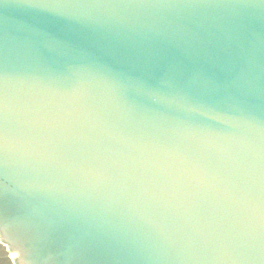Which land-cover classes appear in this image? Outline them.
Instances as JSON below:
<instances>
[{
  "label": "snow or ice",
  "instance_id": "obj_1",
  "mask_svg": "<svg viewBox=\"0 0 264 264\" xmlns=\"http://www.w3.org/2000/svg\"><path fill=\"white\" fill-rule=\"evenodd\" d=\"M26 2L50 6L45 0ZM55 6L140 13L247 7L249 0H70ZM64 20L93 37L91 60L102 71L84 75L67 69L64 50H77L78 45L56 33L51 34L49 46L39 53L32 51L39 58L58 61L56 67L47 74L21 71L22 53L10 50L7 35L0 33V234L29 264H142L144 259L151 264H264V116L257 119L252 113L257 100L264 104V93L257 97L246 78L226 73L186 87L177 69L163 62L174 44L132 39L141 34L128 17ZM164 77L169 87L177 89L169 98L173 103H187L205 90L229 95L239 106L243 115L236 119L214 106L212 95L209 102L192 106V111L213 122L196 124L193 131L219 140L214 150L203 152L199 145H179L121 129L122 113L136 114L145 109L146 101L161 99L169 88L160 84ZM106 141L125 149L117 153L119 160L101 162L94 155L93 149H105ZM161 153L184 158L204 155L209 162L226 166L235 179L237 199L245 204V231L165 242L164 256L82 234V217L72 203L82 175H95L97 165L103 163L112 173L126 172L130 191L145 184L165 191L176 169L173 161L166 164L168 174H160L165 166ZM19 172L23 179L17 184ZM19 191L26 196L20 197Z\"/></svg>",
  "mask_w": 264,
  "mask_h": 264
},
{
  "label": "water",
  "instance_id": "obj_2",
  "mask_svg": "<svg viewBox=\"0 0 264 264\" xmlns=\"http://www.w3.org/2000/svg\"><path fill=\"white\" fill-rule=\"evenodd\" d=\"M68 2L45 0L50 6L33 7L26 0H0V33L7 35L10 50L22 53L19 70L51 72L58 61L39 58L32 51L41 52L51 44V34L56 33L78 45L77 50H64L67 69L84 75L102 71L91 60L93 37L79 32L64 18L79 16L103 21L121 16L130 18L141 34L132 39L174 44L165 52L163 62L177 69L186 87L203 77L226 73L246 78L257 97L264 93V3L261 0H249L247 7L153 9L140 13L55 6ZM160 84L169 87L170 81L164 77ZM176 91L174 87L166 88L160 100L154 97L155 103L146 101L148 105L143 111L122 113L121 129L131 135L168 139L179 145H199L203 152H208L220 141L194 134L196 124L213 122L192 111V106L209 102L208 95H212L211 102L227 117L236 119L243 115L229 95L201 90L187 103H173L169 98ZM252 113L257 119L264 116V104L257 100ZM123 151L111 141L105 142V149H93L101 162L119 160L117 153ZM160 161L165 165L159 170L161 175L168 174L167 163L175 162L176 175L171 177L165 191L151 184L130 191L126 172L112 173L103 163L97 165L95 175H82L72 200L82 217V234L128 243L148 255L164 256L168 254L165 242L176 243L194 235L245 231V204L242 198L237 199L235 179L226 166H217L204 155L184 158L175 153H161ZM15 179L19 184L23 173L19 172ZM18 194L26 196L22 191ZM0 243L11 252L14 264H29L6 235L0 234ZM142 264L151 261L144 259Z\"/></svg>",
  "mask_w": 264,
  "mask_h": 264
},
{
  "label": "rangeland",
  "instance_id": "obj_3",
  "mask_svg": "<svg viewBox=\"0 0 264 264\" xmlns=\"http://www.w3.org/2000/svg\"><path fill=\"white\" fill-rule=\"evenodd\" d=\"M1 246V253H3V256L9 257L10 261H7L5 258L0 262V264H14L13 263V255L11 254V252L7 249L5 244H0Z\"/></svg>",
  "mask_w": 264,
  "mask_h": 264
},
{
  "label": "crops",
  "instance_id": "obj_4",
  "mask_svg": "<svg viewBox=\"0 0 264 264\" xmlns=\"http://www.w3.org/2000/svg\"><path fill=\"white\" fill-rule=\"evenodd\" d=\"M1 244V243H0ZM5 257L3 256V253H1V246H0V262L4 259ZM7 261H10L9 260V257H6L5 258Z\"/></svg>",
  "mask_w": 264,
  "mask_h": 264
}]
</instances>
